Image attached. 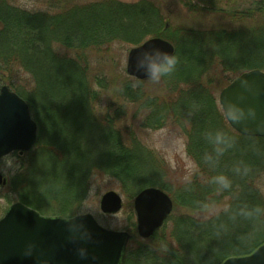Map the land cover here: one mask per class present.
<instances>
[{"label":"trees","instance_id":"1","mask_svg":"<svg viewBox=\"0 0 264 264\" xmlns=\"http://www.w3.org/2000/svg\"><path fill=\"white\" fill-rule=\"evenodd\" d=\"M191 2L182 3L193 7ZM200 8H190L198 20L193 25L173 29L165 28V18L144 0L75 3L55 7V12L24 9L0 0V80L28 103L39 130L48 116L76 132V140L63 139L67 150L61 159L56 158L58 147L41 142L38 136L28 152L34 166L28 172L27 163L28 173L18 176L15 183L20 190L18 200L41 213L74 216L92 166L118 179L130 197L145 186L171 191L175 211L169 232L164 225L143 240L135 228L129 231L132 244L122 264H221L230 256L251 253L264 242V195L256 184L264 178V137L234 131L219 112L213 93L223 75L231 82L245 71H264V2L232 13L210 5ZM150 34L170 40L179 58L176 71L160 82L164 95L148 94L146 80L134 88L133 81L138 79L127 77L119 79L114 90L124 106L133 105L143 114L142 127L161 128L170 122L184 132L186 151L201 180L193 179L173 191L163 183L161 166L151 152L139 141L123 137L124 106L117 116L103 121L96 120L93 111L94 84L104 89L106 83L89 75L90 56L102 53L113 42L139 44ZM21 75L26 85L16 80ZM60 109L70 116L57 117L55 111ZM94 127L102 131L98 160L92 146L87 143L86 150L79 137L85 128ZM217 130L231 141V147L219 156L208 139ZM95 160L98 165H92ZM217 175L226 176L229 186L213 182ZM224 197L228 198L226 208L206 214ZM203 201H207L205 207ZM257 208L261 211L245 214ZM4 211L0 206V217ZM162 244L167 245L166 251Z\"/></svg>","mask_w":264,"mask_h":264},{"label":"water","instance_id":"2","mask_svg":"<svg viewBox=\"0 0 264 264\" xmlns=\"http://www.w3.org/2000/svg\"><path fill=\"white\" fill-rule=\"evenodd\" d=\"M161 48L175 52L162 37H151L131 48L126 73L145 79L136 70L145 51ZM228 124L244 136L264 137V71L253 69L237 76L219 94ZM37 124L28 103L6 85L0 88V158L13 151L20 155L36 142ZM6 183L0 173V185ZM121 196L108 191L100 198L104 214L122 209ZM169 195L157 187L142 189L133 200L136 231L149 238L172 211ZM131 235L101 226L93 215L48 216L22 203L11 204L0 218V264H122ZM221 264H264V243L247 255L230 256Z\"/></svg>","mask_w":264,"mask_h":264},{"label":"rangeland","instance_id":"3","mask_svg":"<svg viewBox=\"0 0 264 264\" xmlns=\"http://www.w3.org/2000/svg\"><path fill=\"white\" fill-rule=\"evenodd\" d=\"M10 1L14 5L22 7L24 9L37 10V11L49 10L50 12H55L57 11V9H59L62 6L64 7L66 5H72L75 3L86 4V3L98 2L102 0H10ZM117 1L132 4L142 0H117ZM144 1L149 2L151 5L153 4V7L159 10L160 15L165 18L163 22L165 28H167L170 25V27L173 29L178 26L193 25L192 22H194V20L198 21L195 18L196 16H193V14L190 12L191 10L190 8L197 9L200 11L201 10L200 7L206 8V6L210 5L211 7H215L217 9H221L226 12L232 13V12L243 11L249 7L254 6L258 2H264V0H191L192 1L191 4H193V7H188V6H183L182 2L185 0H144ZM55 7L57 9H55ZM202 23L205 24L207 22H202ZM197 26H199V24ZM170 34H172V32L169 33V35ZM154 36L156 35L150 34L144 36L140 40L139 44H141L148 38ZM139 44L132 45L129 43L113 42L109 44V46H107V49H104L102 53L95 52L92 57L90 56L88 60L89 75L93 78L98 76V78H100V80H102L103 83H106V87L104 89L103 88L101 89L96 84H94V90L96 91V100H94L93 111H95L94 113L96 120L103 121L104 118L105 119L108 118L109 115L114 116L116 114L117 116L118 115L117 112L119 108H122L121 105H123V103L119 98L118 94L116 93L117 91L114 89L119 83V79H125L126 77L127 79L130 80L137 79L135 77L129 76L126 73V63H127V55L129 50ZM237 76H235L234 78L232 77L233 79L231 78L232 80L230 81L232 82ZM22 77L23 78L18 76L16 77V80L17 81L19 80L20 85H26L27 84L26 77L24 76ZM227 79L228 78H226L225 75L221 76L218 86H216L213 89V93L215 94V98L217 102V107L219 109V112L222 113L223 111L219 104L218 98L221 90L225 86L231 83V82H227ZM143 80H146L145 86L148 94H151L152 96L158 95V97H162L164 95L161 92L162 87L160 86V83L153 84L150 81H148L147 78ZM3 84L4 83L0 80V88L3 86ZM222 84H224L225 86L220 89L219 85ZM123 109L125 112V114L123 115L124 125H122L121 128L122 134L125 135L123 137L127 138L129 136L134 140L139 141L140 143L139 142L138 143L141 146L146 148L148 152H151L152 156L156 160V163H158L161 166L160 169L162 170L161 179L167 188L173 191V189L182 186L184 183L190 182L193 179L201 180V178L197 176L198 169L195 162L191 159V157H189L186 151V136L178 126L171 125L170 122H168L165 126L161 128L151 129V128L142 127L141 125L142 115H143L142 113H137L136 112L137 110L133 105H126L123 107ZM55 114L57 117L59 115L70 116V113L65 112L64 109L56 110ZM40 116L43 117V115L41 114ZM37 130H38L37 136L40 135V138L42 139L41 142L49 143L52 146L58 147V152L56 155L57 159L59 158L61 159L63 153L67 150V144L62 142L63 139L68 138L69 141L73 139L76 140V132L74 130L70 128L67 129L60 120H55L54 123V121H52L51 118H48V116L47 117L45 116L40 130L39 128ZM127 132L131 135H126ZM60 133L64 134L65 136L63 137L62 135H60ZM101 134L102 131L98 127H94L88 129V131L85 128L84 133L80 134L79 136L81 137V140H83V142L81 143L84 146H86L87 143L92 146V149H94L96 152V155H93V157L97 160L98 158L101 157V152H99L101 150L100 144L102 143ZM36 144L37 143H35L34 146ZM84 146L82 150H84L85 148ZM30 150L23 152L22 155H20V153L18 152H14L0 159V173L3 176V178H5L6 180L5 184L0 185V206H2V208L5 209V211L11 204L15 202H21L18 200V194H20V190L17 184L15 183L18 179V176L23 174L22 176L24 177L31 170L30 165H33V162L31 161L30 158L31 154L30 153L28 154ZM86 150H87V146H86ZM240 150L242 149H239V151ZM239 155L243 156L244 153L241 152ZM142 161L144 162V164L147 165V163H145L143 159ZM258 161L257 163L259 164ZM96 164H97L96 160L95 162H92V165H96ZM26 165L29 171L26 169L25 167ZM42 166L43 164H40L41 168H43ZM149 169L150 171L154 170L152 167H150ZM86 182L84 188L86 193L83 196L82 200L79 202L80 208L78 210L79 211L78 213H82V214L89 213L94 216V218L98 221V223L101 226L115 231H125L128 232L129 234H131L129 231H131L134 228L136 229V215L133 207L134 197L137 195L138 192H140L144 188L155 187V186H145L144 188L137 190L138 192L135 194V196L133 197L127 196L118 179L112 177L109 174H105L103 169L94 166L90 167L89 176ZM256 184L260 187V191L264 195V178L258 180ZM27 187L28 186H26L25 188ZM110 190L117 192L121 196L123 202L122 209L116 214H104L100 210V198L104 193ZM163 191L166 192L165 190ZM170 192L169 194L167 192L166 193L171 198L173 206L169 217L164 223V225L168 226L167 227L168 232H169V228L172 227V221L170 217L175 211V203L172 199V195L170 194ZM8 199L10 200V203L7 202ZM207 201H203L201 202V204L204 203L203 205L205 207V204L207 205L206 203ZM227 204H228V198L224 197V199L221 201L219 206L206 211V214L211 215V213H214L216 210L224 209L227 207ZM5 211L3 212V214L5 213ZM42 214L56 215L53 214L52 212H48V213L42 212ZM130 241H132L131 238L127 243V247L132 244V242L130 243ZM155 243H157V241H155L154 244Z\"/></svg>","mask_w":264,"mask_h":264},{"label":"clouds","instance_id":"4","mask_svg":"<svg viewBox=\"0 0 264 264\" xmlns=\"http://www.w3.org/2000/svg\"><path fill=\"white\" fill-rule=\"evenodd\" d=\"M179 63V58L166 50L161 48H154L151 51H145L138 59L136 64V70L143 72L148 81L153 84H159L162 80L172 75ZM142 83L141 80L133 81V87H137ZM209 141L213 145V150L216 155H222L229 147H231V141L229 137L223 131L211 132L208 135ZM211 159V157H209ZM213 182L221 184L223 187L229 186V180L224 175H217L213 177ZM253 211L260 212L259 208L245 213L248 216L253 214ZM163 250H167V245H161Z\"/></svg>","mask_w":264,"mask_h":264}]
</instances>
